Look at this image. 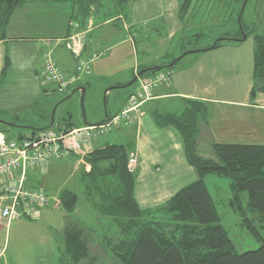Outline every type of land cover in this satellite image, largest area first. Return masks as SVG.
Here are the masks:
<instances>
[{"label": "crops", "instance_id": "crops-1", "mask_svg": "<svg viewBox=\"0 0 264 264\" xmlns=\"http://www.w3.org/2000/svg\"><path fill=\"white\" fill-rule=\"evenodd\" d=\"M181 3L180 0H138L129 6L126 14H118L123 16V20L120 21L122 25L117 22V26H114L108 18L99 21L98 14L92 15L87 27V29H91L88 36L91 38L92 44H87L83 56L88 57L92 53H98L101 56L97 61H100L103 56L106 57L109 51L115 48L116 44L129 42L136 47V40L142 35L144 36L142 41L147 43L152 34L158 36L162 33L165 35V40L171 43L184 27L180 17ZM33 8L36 12L40 11L43 14L45 12L46 16L54 17L55 14L59 16L62 13L66 14V24H64V33L61 38L58 36L60 33L49 35L42 30L35 32H31L34 29L29 30L32 27L33 19L28 16H33L36 13L32 10ZM22 12L26 15L25 17H20ZM69 18L68 9L62 8L59 2L25 0L15 8L4 36L0 33V133L9 139L30 137L36 132L51 129L53 125L52 118L48 127L45 125L37 129L31 128L30 125L29 127L23 126L19 124V121H21L22 116L29 115L34 106L39 107V98L42 94L47 98L54 97L51 100L53 106H59L62 103L60 99H55V87L43 82L42 59L43 55L48 52L64 73L71 74L74 72L75 60L59 43L69 34V23L71 22ZM16 19H19L17 26L14 25ZM54 24L59 25V23ZM104 25L107 28L102 29ZM117 31L122 32V34H118ZM116 34L121 35V41L118 43L116 42L118 39ZM105 44H108L107 48L104 47ZM208 47L197 50V54H192L195 56L185 65L180 66L178 64L170 70H165L166 81L153 89L152 98L144 102L132 114L129 124L122 125L104 137L91 139L88 144L82 147L81 153L68 157L73 163L74 174L77 172L79 174L80 187H83L81 197L87 212L92 213L93 210L87 203L84 194L83 175L90 170V167L84 163V157L95 149L106 145L129 144L131 146L129 158H132L134 163L129 166V169L135 177L134 197L138 206L143 210L156 209L164 205L180 189L197 179L195 171L185 160L180 134L173 127H158L154 120L156 113H180L187 100L202 102L208 108V123L201 124L198 136L199 145L200 143L203 144L205 139L209 140L210 149L213 143L264 145L257 142L264 134V94L258 93L254 98L250 97L255 63V41L253 37H247L245 41H224L217 48L205 50ZM169 54L168 50L161 53L163 58H168ZM101 66L98 65L97 68L101 70ZM150 67L156 66L147 61L140 64L137 60L133 74L137 77L141 68ZM88 76L83 77L74 88L77 90L84 88V83L88 82ZM149 76H143L141 79H146ZM240 80L244 81L241 82ZM23 81L28 83H23ZM14 90L15 92H13ZM6 97L12 100L17 98L16 101L21 100L20 107L9 108L5 106L3 99ZM127 99L114 111L107 112L103 121L119 113ZM220 110L233 111L239 113L240 116L225 123L220 116L218 118L212 116V111L216 113ZM253 118H257V120L254 121ZM90 123L87 124L94 125ZM70 125L73 128L76 127L72 126L71 121ZM24 131L27 135L22 134ZM115 131L117 133L113 136L112 133ZM228 134H233L232 140L226 139L230 136ZM56 169V161L50 162L44 169L30 168L26 171L23 183L24 188L28 190L41 188L53 200L51 204L54 203V207L62 209L60 224L56 229L50 227L53 229L50 232L53 231L51 237L55 242L61 240L68 226L86 227L80 220L75 223L70 222L68 216L74 215V212L66 213L59 203L58 197L62 191L74 190L65 188V185L57 186L54 189L47 185L46 182L51 171L53 173ZM19 177L20 171H14L8 176L1 177L0 192L3 185L17 186ZM7 202L5 200L1 203L5 205ZM47 208L49 210V206ZM45 210L46 207L40 210L35 221L15 219L8 225L6 223L3 225L4 221H0V234L2 231L7 234V237L4 236L3 239L0 236V245H4L0 246V264L3 262L7 250L5 245L9 244L7 240L12 230L19 231L18 229L26 227L28 224L41 232L40 228L44 224L47 227L53 224L54 217L51 223L45 222L47 219ZM93 216L96 217L94 213ZM52 243L54 244L53 241ZM60 259L57 247V264H60ZM3 264L5 263L3 262ZM6 264L9 262L6 261Z\"/></svg>", "mask_w": 264, "mask_h": 264}, {"label": "trees", "instance_id": "trees-1", "mask_svg": "<svg viewBox=\"0 0 264 264\" xmlns=\"http://www.w3.org/2000/svg\"><path fill=\"white\" fill-rule=\"evenodd\" d=\"M24 1L0 0L2 36L15 8ZM45 1L61 3L62 8L68 9L69 19L73 23L84 21L83 19L88 21L97 8L102 9L98 16L106 18L111 15V18L116 15L112 9L104 8L103 0ZM137 1L111 0L117 14L122 15ZM191 2L182 1V20ZM240 9L241 5L238 7L237 16ZM88 34L86 44L92 41ZM244 34L246 38L249 37V34ZM262 37L254 35L255 63L251 98L258 93L264 94ZM230 38L224 36L216 40L214 48L224 41L232 40ZM237 38H241V35ZM214 48L208 47L205 50ZM85 49L84 46L83 54ZM197 52L190 51L185 55ZM83 54V58H90L94 53L88 57ZM179 60L173 58L168 64L158 67H162L161 70H170ZM174 61L177 62L169 68L168 65ZM146 69L141 68L139 73ZM149 70L142 77L161 71H156L155 67ZM154 120L158 127H173L180 134L185 160L197 175L194 182L180 189L164 205L151 210H143L138 206L134 197L135 177L128 166L131 150L129 144L106 145L84 157V163L90 167L89 172L83 175L85 198L97 218H107L115 227L118 238L110 244L113 245L110 250L119 264H264V242L259 248L241 254L234 250L226 231L218 224L220 220L213 200L203 182L208 174L228 179L233 198L230 205L241 217L240 226L260 239L259 231L264 230V145L213 143L211 149L214 157H203L199 153L198 136L201 124L208 123V108L199 101L187 100L183 110L177 114L156 113ZM72 128L70 122H65V130ZM243 192L247 194L245 202L241 197ZM58 198L66 213L74 212L78 204V195L74 191H62ZM75 228L77 227L68 226L63 234L69 264H80L86 256L87 244L83 241L85 237L81 230ZM62 261L68 264L60 259L61 264Z\"/></svg>", "mask_w": 264, "mask_h": 264}, {"label": "rangeland", "instance_id": "rangeland-1", "mask_svg": "<svg viewBox=\"0 0 264 264\" xmlns=\"http://www.w3.org/2000/svg\"><path fill=\"white\" fill-rule=\"evenodd\" d=\"M191 1L190 8L183 14V30L171 43H169L168 40H165V35L161 33L158 36L152 34L147 43L146 41L143 42L144 40L142 41V37H144L143 35L139 36L136 40V47L129 42L120 43L118 45L116 44L115 48L109 51L106 57L103 56L104 58L102 57L100 61L94 60L91 64L92 70L87 78L88 82L84 83V93L78 90L74 91L76 88H71L69 91L61 94L54 92L56 93L54 94L55 99L58 98L62 102L59 106L52 105L53 103H51V100L54 97L47 98L42 94L39 98V107L34 106L29 115L26 114V116H22L19 124L26 127H29L30 125L31 128L35 129L38 127L42 128L45 125L48 127L54 108L53 125L51 126V129L57 130L63 128L66 122L65 120L68 118H71L72 126L76 127L84 126L90 122H92L90 124L94 125L99 124L103 121L107 112L110 113L114 111L117 106L121 105L128 96L136 91L138 81L133 82L135 77L133 74V68L137 60L140 64L147 61L154 66H163L171 62L172 58L178 59L183 53L197 51L206 46L211 47L216 40H219L224 36L233 37L237 36V34L240 36L239 26L242 27L243 31H247L244 32L249 34V37L252 36L253 39L254 35L263 36L262 38H264V0L247 1L240 19V25L238 23L237 10L243 0ZM103 6L104 8L112 9V12L116 13L115 16L110 18V15L106 18L110 19V22L114 26H117L116 23H120V21L123 20V16L117 14L118 12L114 9L115 7L111 0H103ZM98 9L99 8L94 9L92 13L99 15L102 9ZM32 10L36 12L34 8ZM25 16L26 15L22 12L20 17ZM28 17L33 19L32 27L29 30H34H31V32L42 30L45 34L49 35H58L60 33L58 35L60 38L64 33L63 27L64 24H66V14L64 13H62L61 16L55 14L53 17L49 15L46 16L45 12L43 14L38 11L35 15ZM97 17L99 21L106 19L102 16ZM90 18L92 19V17H89L88 21L91 20ZM83 20L84 21L81 20L79 23L75 21V23H78L79 25L76 29H72V26L75 24L70 22L69 28L70 31L75 30L78 34H84V41L86 42V34L90 33L91 29H87L88 21L86 19ZM18 21L19 19L14 20V25L17 26ZM54 23H59V25ZM105 28H107V26L104 25L102 29ZM253 28L255 30L251 32ZM97 31L99 32L100 30ZM117 32L118 34H122L120 31ZM118 34H116V38H118L116 40L117 43L121 41V35ZM95 40L97 42L96 38ZM108 43L111 44L110 42ZM84 46L86 48L87 44H84ZM107 46L108 44L104 45L105 48H107ZM167 50L170 54L168 55V58H163L161 53ZM192 54L197 53L185 55L176 65L179 64L181 66L188 63L192 57L195 56ZM98 65H102L100 67L101 70L97 68ZM240 81L242 82L244 80ZM23 83L28 82L23 81ZM116 84L119 86L122 85L117 88ZM126 84L129 85L124 87L123 85ZM107 90L109 94H106ZM13 92H15V90ZM16 99L17 98L12 100L6 97L3 99V104L9 108H19L22 101H16ZM212 116L213 118H218L220 116L222 118L221 120L227 123V121H233L235 117H239L240 114L233 111L220 110V112L216 111V113L212 111ZM253 120L256 121L257 118H253ZM9 132L12 133V131ZM115 133L117 132L115 131L112 135L114 136ZM22 134L27 135L25 131L22 132ZM233 134H228L230 136L226 137V139L232 140L233 138L231 136H233ZM208 142L209 140L205 139L203 144L200 143L199 153L203 157L213 158V152L210 149ZM257 142L264 144V134ZM70 159L71 158L66 157L58 161L54 160V162L56 161L57 163V169L53 173L51 171L46 183L53 189L57 186L65 185V188H72V190L78 195V204L74 211V215L68 216V218L70 222L73 221L74 223L77 220H80L86 226L84 228L75 225L77 227L75 230L82 231L85 237L83 241L87 244L85 245L86 256L80 261V264H119V261L114 257L110 250L113 246L110 244L115 242L118 238L116 229L110 223L109 219L94 217L93 211L92 213H89L85 210L81 197L83 187H80L78 172L76 174L73 172V163ZM203 182L207 192L213 200L216 213L220 220L218 224H220L226 231L234 250L241 254L259 248L261 243L264 242V230L259 231L260 239H257L250 232L245 230V228L240 226L241 217L230 205L233 198L229 190L228 179L218 177L214 174H208L203 178ZM241 197L243 202H245L247 194L243 192L241 193ZM45 211L47 215L45 222L51 223L53 217L54 222L49 227L44 224L43 227L40 228L41 232H38L34 226H29L28 224L26 227L18 229L19 231H11L7 240L9 244L5 245V248L7 249L3 259L5 264L6 261H8L9 264H57V247L61 259L68 263L63 236L60 241L55 242L53 237H51L53 231L50 232L53 230L50 229V227L56 229L60 224L59 219L62 216L63 211L61 208L54 207V203L49 204V210L46 207ZM19 219L35 221L24 217ZM4 223L5 222H3V225ZM0 236L1 239H3L4 236L7 237V234H4V231H2ZM62 264H64L63 261Z\"/></svg>", "mask_w": 264, "mask_h": 264}, {"label": "built area", "instance_id": "built-area-1", "mask_svg": "<svg viewBox=\"0 0 264 264\" xmlns=\"http://www.w3.org/2000/svg\"><path fill=\"white\" fill-rule=\"evenodd\" d=\"M71 25L76 29L78 24ZM84 34L75 30L59 41L72 58L76 60L75 70L71 74L64 73L55 63L50 53L43 55L42 79L46 84L55 87L58 93H65L77 86L84 76L91 73V64L101 55L92 54L90 58H83ZM165 71L156 72L146 79H138L136 91L127 99L119 113L108 118L102 124L86 125L65 130L46 129L36 132L23 139H9L0 133V178L8 176L14 171H20L17 186L3 185L0 192V221L7 225L21 217L36 220L39 210L49 206L53 200L39 189H25L26 171L30 168H46L54 160H61L73 154H79L82 147L91 139L102 137L122 125L129 124L132 114L146 101L152 98V91L166 81ZM134 163L129 159L128 166ZM8 201L2 205V201ZM58 202V201H57Z\"/></svg>", "mask_w": 264, "mask_h": 264}, {"label": "water", "instance_id": "water-1", "mask_svg": "<svg viewBox=\"0 0 264 264\" xmlns=\"http://www.w3.org/2000/svg\"><path fill=\"white\" fill-rule=\"evenodd\" d=\"M247 1H248V0H243L242 3H241V9H240L239 16H238V23H239V25H240V18H241L242 14H243V11H244V9H245V6H246ZM245 40H246V36H244V35L242 36V38H241L240 40H239V39H234V41H245ZM216 43H217V41H215V42L212 44L211 48H214L215 45H216ZM184 55H185V53H184L182 56H184ZM180 58H181V56H180L177 60H179ZM176 62H177V61H174L173 63H171L170 65H168V67L171 68ZM150 68H151V67H150ZM161 68H162V67H158V66H156V67H155V70L158 71V70H161ZM148 71H150L149 68H147L144 72H148ZM144 72L139 73V74L137 75V77H135V78L133 79V82L137 81L140 77H142V74H143ZM130 84H131V83H130ZM76 90H77V89H75L74 91H76ZM78 90H80L82 93H84V88H80V89H78ZM107 92H108V90L106 91V94H107ZM52 120H53V117H52ZM107 120H108V118H106V119H105L103 122H101L100 124L106 122ZM65 121H66V122H70V121H71V118H68V119L65 120ZM86 125H89V124H86Z\"/></svg>", "mask_w": 264, "mask_h": 264}, {"label": "flooded vegetation", "instance_id": "flooded-vegetation-1", "mask_svg": "<svg viewBox=\"0 0 264 264\" xmlns=\"http://www.w3.org/2000/svg\"><path fill=\"white\" fill-rule=\"evenodd\" d=\"M239 29H240V30H239V32H240L239 34L241 35V38H242V36L245 35V34H244V31H245V30L243 31V29H242L241 26H239ZM249 30H250V29H249ZM254 30H255V29L253 28L251 32H253ZM245 32H247V31H245ZM237 36H239V35L237 34ZM237 36H233V37H231L230 39H232V40H234V39H239V40H240L241 38H237Z\"/></svg>", "mask_w": 264, "mask_h": 264}]
</instances>
